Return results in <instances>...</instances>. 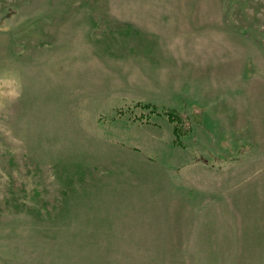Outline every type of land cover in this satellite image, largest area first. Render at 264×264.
Segmentation results:
<instances>
[{"label": "rangeland", "instance_id": "374dc122", "mask_svg": "<svg viewBox=\"0 0 264 264\" xmlns=\"http://www.w3.org/2000/svg\"><path fill=\"white\" fill-rule=\"evenodd\" d=\"M0 264H264V0H0Z\"/></svg>", "mask_w": 264, "mask_h": 264}, {"label": "trees", "instance_id": "16d2710c", "mask_svg": "<svg viewBox=\"0 0 264 264\" xmlns=\"http://www.w3.org/2000/svg\"><path fill=\"white\" fill-rule=\"evenodd\" d=\"M146 107H152V105L148 104ZM163 114H165L170 122L174 124V143L179 146H184L181 138L191 130L189 118L185 114L178 112L176 109H163Z\"/></svg>", "mask_w": 264, "mask_h": 264}]
</instances>
